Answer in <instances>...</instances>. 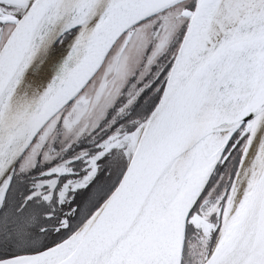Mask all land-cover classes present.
Masks as SVG:
<instances>
[{
    "label": "snow or ice",
    "instance_id": "obj_1",
    "mask_svg": "<svg viewBox=\"0 0 264 264\" xmlns=\"http://www.w3.org/2000/svg\"><path fill=\"white\" fill-rule=\"evenodd\" d=\"M0 264H264V0H0Z\"/></svg>",
    "mask_w": 264,
    "mask_h": 264
}]
</instances>
